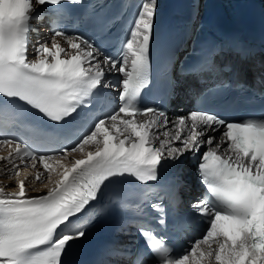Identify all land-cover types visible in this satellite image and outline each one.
<instances>
[{
	"label": "snow or ice",
	"instance_id": "6c2138e0",
	"mask_svg": "<svg viewBox=\"0 0 264 264\" xmlns=\"http://www.w3.org/2000/svg\"><path fill=\"white\" fill-rule=\"evenodd\" d=\"M82 2L0 0V116L8 105L35 110L50 122L36 134L56 138L73 114L109 104L101 91L110 87L109 75L119 82L117 108L82 133H63L80 138L61 154H37L25 142L0 139L7 151L0 155V264H64L71 242L85 236L80 217L103 187L124 177L157 181L160 168L186 154L198 162L204 193L176 227L203 225L200 235L177 250L140 224L145 248L133 264H264V111L228 120L197 110L169 120L162 109L140 106L149 85L157 0H141L115 57L63 30L30 50L39 9L55 15ZM144 200L135 210L154 209L163 225V204Z\"/></svg>",
	"mask_w": 264,
	"mask_h": 264
},
{
	"label": "bare ground",
	"instance_id": "6f19581e",
	"mask_svg": "<svg viewBox=\"0 0 264 264\" xmlns=\"http://www.w3.org/2000/svg\"><path fill=\"white\" fill-rule=\"evenodd\" d=\"M170 120V119H169ZM0 155H6L4 153H2V151L0 150ZM74 158H81V156L79 154H74ZM62 163H67V161H62ZM29 171H32L31 169H29ZM0 179H2V177H0ZM3 183L4 184H8V180L7 179H3ZM34 188H38V189H43V185L42 184H36L33 186ZM31 195H38V194H44L43 192H38V191H31L30 192ZM186 198L188 199H194V195L190 192H186L185 194ZM189 200V201H190Z\"/></svg>",
	"mask_w": 264,
	"mask_h": 264
},
{
	"label": "rangeland",
	"instance_id": "374dc122",
	"mask_svg": "<svg viewBox=\"0 0 264 264\" xmlns=\"http://www.w3.org/2000/svg\"><path fill=\"white\" fill-rule=\"evenodd\" d=\"M32 184H33V186L35 185V183H34V182H32Z\"/></svg>",
	"mask_w": 264,
	"mask_h": 264
}]
</instances>
